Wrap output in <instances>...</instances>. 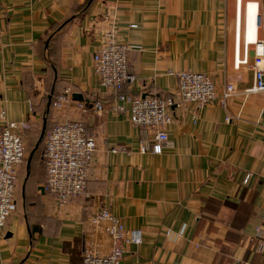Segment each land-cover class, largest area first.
<instances>
[{
	"label": "crops",
	"instance_id": "obj_1",
	"mask_svg": "<svg viewBox=\"0 0 264 264\" xmlns=\"http://www.w3.org/2000/svg\"><path fill=\"white\" fill-rule=\"evenodd\" d=\"M231 1L0 0V124L2 112L28 122L27 142L44 118L46 126L81 120L97 146L85 193L67 205L40 191L16 193L0 264H81L88 221L101 209L141 240L125 246L120 264H264V92L248 91L253 46L248 64L233 66ZM256 3L253 25L242 27L252 43L260 15L264 45V5ZM109 32L139 48L127 54L133 80L119 95L173 97L175 74L184 71L207 74L217 96L228 84L234 94L225 107L171 108L162 152L142 151L153 137L130 122L129 104L94 73L93 54ZM66 90L82 96L72 101L84 103L85 113L73 102L52 110ZM95 241L101 255L109 253L104 235Z\"/></svg>",
	"mask_w": 264,
	"mask_h": 264
},
{
	"label": "built area",
	"instance_id": "obj_2",
	"mask_svg": "<svg viewBox=\"0 0 264 264\" xmlns=\"http://www.w3.org/2000/svg\"><path fill=\"white\" fill-rule=\"evenodd\" d=\"M258 4V3H257ZM259 6V5H258ZM240 6L235 7V50L233 66L237 70L248 64V47H254L252 61L253 86L249 92H264V45L258 37L261 17L258 19V30L252 43L248 44L243 27L239 31ZM243 46L240 57V44ZM135 46L120 44L112 32L106 33L104 42L93 54L94 73L99 83L106 89L116 93V100L129 104L130 122L140 130L149 133L153 138L149 145L143 140L141 150H151L160 154L167 143V127L172 122L171 108H180L183 104H192L201 110L211 104L219 103L225 107L229 96L234 94V87L228 84L221 96H217L215 86L207 74L193 72H179L175 74L177 93L173 97L161 98L157 95H119L124 86L132 82L133 77L127 72V54ZM75 103V108L86 112L82 102L72 101L69 90L56 96L51 102L54 111H61ZM96 113L103 110L102 103L95 102ZM117 111H123L117 107ZM231 117H226L230 122ZM30 129L28 122L7 121L1 113L0 124V236L6 230L9 219L16 211V186L18 173L25 161L26 132ZM122 148H113L112 152H119ZM97 146L81 120H64L51 126L45 133L43 163L45 180L43 192L49 195L54 203L63 207L70 200L82 196L89 181ZM89 230L85 233V248L81 264H120L124 257L125 246L132 243L139 245L137 235H128L120 220L108 210L97 211L88 221ZM104 235L110 242V250L101 255L96 249L95 238Z\"/></svg>",
	"mask_w": 264,
	"mask_h": 264
},
{
	"label": "rangeland",
	"instance_id": "obj_3",
	"mask_svg": "<svg viewBox=\"0 0 264 264\" xmlns=\"http://www.w3.org/2000/svg\"><path fill=\"white\" fill-rule=\"evenodd\" d=\"M256 1H259L261 2L262 5H264V0H233L231 1V2H235L236 4L237 2H239V6H240L239 27L240 28H242V26H248L249 28H251V26L253 25L252 18L254 14L256 13V5H257ZM50 126L51 124L46 126V131ZM40 133H41V130L40 129L37 130V132L35 133V137L31 136L26 142V150H25L26 158L18 174L17 186H16V193L18 194L20 198L22 196V190L24 193H26L29 190L33 194L35 192L38 194L40 193L38 188L43 187V184H44L45 169H44V163H43V154H44L45 133H44V137L37 151L35 152L32 158V162L30 165V174H29L28 179L25 181L26 161H27V158L30 152L33 150L35 144L37 143Z\"/></svg>",
	"mask_w": 264,
	"mask_h": 264
},
{
	"label": "water",
	"instance_id": "obj_4",
	"mask_svg": "<svg viewBox=\"0 0 264 264\" xmlns=\"http://www.w3.org/2000/svg\"><path fill=\"white\" fill-rule=\"evenodd\" d=\"M250 56L252 57L253 56V52L250 53ZM72 99L75 100V101H83V98L80 94H72ZM50 105V100L48 102V106ZM45 130H46V118L43 119V125H42V129H41V133H40V136L38 138V141L37 143L35 144L33 150L30 152L28 158H27V161H26V176H25V181L28 179L29 177V174H30V165H31V162H32V158L35 154V152L37 151L43 137H44V133H45ZM23 191V190H22ZM39 191L41 193H43V188L42 187H39Z\"/></svg>",
	"mask_w": 264,
	"mask_h": 264
}]
</instances>
